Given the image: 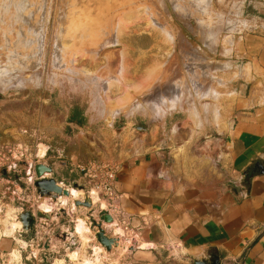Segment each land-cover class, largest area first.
<instances>
[{
  "label": "rangeland",
  "instance_id": "1",
  "mask_svg": "<svg viewBox=\"0 0 264 264\" xmlns=\"http://www.w3.org/2000/svg\"><path fill=\"white\" fill-rule=\"evenodd\" d=\"M263 27L264 0H0V205L32 212V228L58 242L59 251L45 252L39 264H82V252L91 257L94 235L83 240L76 219L89 218L91 230V219L100 222L101 207H76L70 196L63 197L66 208L53 201L58 220L43 222L39 204L53 199L37 193L35 167H51L46 178L88 194L92 185L79 166L118 165L91 156L95 145H87V135L142 127L141 120L195 104L205 109L201 96L216 86L213 65L223 37ZM138 95L137 104L121 109L120 99ZM210 97L203 95V101ZM154 112L165 113L146 114ZM74 117L83 125L71 122ZM40 145L44 159L38 158ZM60 233L74 239L70 235L64 243L56 239ZM40 250L46 251L43 245ZM14 252L20 261V250Z\"/></svg>",
  "mask_w": 264,
  "mask_h": 264
},
{
  "label": "crops",
  "instance_id": "2",
  "mask_svg": "<svg viewBox=\"0 0 264 264\" xmlns=\"http://www.w3.org/2000/svg\"><path fill=\"white\" fill-rule=\"evenodd\" d=\"M221 46L213 65L216 86L201 96L210 111L195 104L137 122L146 132L127 125L114 135L106 129L87 135V145L97 147L89 148L91 156L118 165L117 202L99 215L113 219L108 236L117 237L119 228L134 245L121 258L116 249L106 252L114 264H264V27L227 34ZM205 94L211 97L203 101ZM141 98L123 97L121 109ZM137 113L145 112L121 114ZM214 137L219 141L203 145ZM23 212L0 205V264H39L45 252L60 249L44 236L46 230L5 234L8 221ZM15 250L21 260L12 263Z\"/></svg>",
  "mask_w": 264,
  "mask_h": 264
},
{
  "label": "bare ground",
  "instance_id": "3",
  "mask_svg": "<svg viewBox=\"0 0 264 264\" xmlns=\"http://www.w3.org/2000/svg\"><path fill=\"white\" fill-rule=\"evenodd\" d=\"M110 52L114 53V50L107 51V54ZM44 157H45V147L40 145L38 148V158L44 159ZM59 186L65 187L63 183H59ZM66 189H68V191L70 192V200H72L73 203H75V201L81 200V198L89 197L92 201V205H93L92 207L98 205L99 207H101L102 210L107 209L106 203H104V201L98 197V193L95 190H92L91 192L86 194L85 191L81 190V189H76V188H66ZM58 200H59V203L61 205L60 206L61 209L67 207L69 200H67L66 198H63V197H60ZM38 209L44 214H54L56 209H57V206H56V204H53V200L51 203L49 200L46 199V200H43L39 204ZM71 210L74 212L76 210V207H72ZM76 220H77L76 223H77L79 236H81V238L83 240L87 241L88 239H90L89 235H91L92 237H93V235H95L94 232H92L89 228V220H90L89 218L87 219V218H83V216H80ZM111 226H112V224H105V225H103V229L109 230V228H111ZM6 227H7V230H6L5 234L11 235V236L16 232V230H18V229L21 230V228H22L21 224L19 223L18 220H16V221L9 220ZM114 234L118 238H120V242H121V249H118V251L116 249L115 253L118 254L119 258L124 257L125 255H127L130 252V248L134 245V242L132 240H130V241H128V244H127V242H125L126 239L124 238V232L119 228H115ZM53 241H56V240H53ZM92 242H94V246L92 248L93 249V255L91 257L87 256V254H85V252H82L81 255H79V256L77 255L78 257L83 258L82 264H94V262L95 263L111 262V260L108 258L109 256L105 252L104 248L101 247L96 242L95 239H93ZM87 246H88V244H87ZM21 247L23 249H25L26 244L22 243ZM19 258H20V254L18 252H13L11 254V262L12 263L17 261ZM59 263H61V262L57 261V264H59ZM117 263L118 262L116 261L115 264H117Z\"/></svg>",
  "mask_w": 264,
  "mask_h": 264
},
{
  "label": "water",
  "instance_id": "4",
  "mask_svg": "<svg viewBox=\"0 0 264 264\" xmlns=\"http://www.w3.org/2000/svg\"><path fill=\"white\" fill-rule=\"evenodd\" d=\"M77 128H80L76 124H71ZM136 130L141 132H146V129L138 127ZM219 141L218 138H214L210 140L209 142H204L203 145L209 144V143H216ZM53 172V169L51 167L45 166V165H37L35 167V173L38 178V181L35 182V187L37 190V193L41 197H48L50 199H53V201H56L60 197H69L70 192L66 189H63L61 186L57 184V182L54 179H41L44 177L46 173L51 174ZM77 189V188H76ZM76 207H83L86 209H92V201L89 197L84 198L83 201H75ZM66 215V213L64 212ZM53 214H40V218H44L48 221L51 220ZM18 221L21 224V231L24 233L30 234L34 233L32 229L33 225V217L30 212L24 211L18 216ZM103 223L106 224H112L113 219L112 217L107 213H101L100 214V222L91 219V231L94 232V238L96 242L105 249L107 252H112L113 249H117L121 247L120 238L118 237H110L107 235L105 229H103ZM96 229V231H95ZM63 237L64 240L68 238V236L64 233H60L58 238Z\"/></svg>",
  "mask_w": 264,
  "mask_h": 264
},
{
  "label": "built area",
  "instance_id": "5",
  "mask_svg": "<svg viewBox=\"0 0 264 264\" xmlns=\"http://www.w3.org/2000/svg\"><path fill=\"white\" fill-rule=\"evenodd\" d=\"M78 169L83 174V177L88 179L89 183L92 185V190H95L98 193V197L105 201L107 205L109 202L112 205L117 202V197L113 188L118 171L117 167H113L103 162L90 161L79 166ZM45 178L46 177L44 176L41 179Z\"/></svg>",
  "mask_w": 264,
  "mask_h": 264
},
{
  "label": "trees",
  "instance_id": "6",
  "mask_svg": "<svg viewBox=\"0 0 264 264\" xmlns=\"http://www.w3.org/2000/svg\"><path fill=\"white\" fill-rule=\"evenodd\" d=\"M71 122H76L79 126L83 125L82 121H76V117L72 118Z\"/></svg>",
  "mask_w": 264,
  "mask_h": 264
},
{
  "label": "flooded vegetation",
  "instance_id": "7",
  "mask_svg": "<svg viewBox=\"0 0 264 264\" xmlns=\"http://www.w3.org/2000/svg\"><path fill=\"white\" fill-rule=\"evenodd\" d=\"M45 179H53V178H45ZM55 180V179H54ZM56 181V180H55Z\"/></svg>",
  "mask_w": 264,
  "mask_h": 264
}]
</instances>
